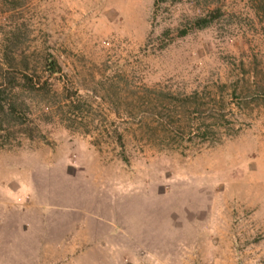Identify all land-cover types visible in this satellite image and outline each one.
I'll use <instances>...</instances> for the list:
<instances>
[{
	"label": "rangeland",
	"instance_id": "obj_1",
	"mask_svg": "<svg viewBox=\"0 0 264 264\" xmlns=\"http://www.w3.org/2000/svg\"><path fill=\"white\" fill-rule=\"evenodd\" d=\"M6 72L0 264H264V0H0Z\"/></svg>",
	"mask_w": 264,
	"mask_h": 264
},
{
	"label": "trees",
	"instance_id": "obj_2",
	"mask_svg": "<svg viewBox=\"0 0 264 264\" xmlns=\"http://www.w3.org/2000/svg\"><path fill=\"white\" fill-rule=\"evenodd\" d=\"M160 2H162V0H152L153 12H155ZM211 19L212 18H208L205 16L195 17V18L193 17L190 21V26L191 28L201 30L209 25ZM184 33L185 31L181 30L178 36H182L184 35ZM41 66H42V73L46 74L47 77H53L57 74L61 75L60 67L58 66L55 59L49 54H46V56L43 58ZM19 76H20L19 80L22 81V85L31 89H33L35 87V84L39 82V79L35 77L31 78L25 74H19ZM15 84H16V75L6 72L2 76V82H0V111H4L3 106H1V101L4 99L6 93L10 92L13 89V87H15L14 86ZM219 87L221 89L226 88V86L224 85ZM231 92L232 94H230V96H233V90ZM153 94L155 95V98L160 103V105L163 103V101H165V97H168L169 99L172 100L171 104L173 105L172 109L174 110L173 113L170 115V119L176 117V119H178L177 120L178 123H184L193 120V118H190V115H192L191 112L192 113L197 112L198 100H199V97L196 92H192L188 95H178V94L172 95L170 92L165 93L163 91L153 90ZM213 99L214 102H216L215 98ZM222 101L223 100L219 101L220 104H222ZM10 109L11 111H13L11 107L10 108L8 107L7 111H9ZM184 109L187 112H185ZM212 111L215 112L216 114H210V112L205 114L203 112L205 115H202V119H203L202 122L196 125L197 126L195 128L196 136L202 140L210 139V137H212L213 131L211 130V127L216 126L215 123L217 122L215 121L221 119L223 122H228V120H225L224 117L225 113L222 110L213 109ZM228 113L229 112H226V114ZM195 119L197 118H194V120ZM209 119H213L214 122H210L211 120ZM156 124L157 126H154L152 129L150 128L151 136L160 142L171 139L170 136L171 130H169L168 128L170 127L171 122L164 121L163 119H161L156 121ZM217 125H222V124H217Z\"/></svg>",
	"mask_w": 264,
	"mask_h": 264
}]
</instances>
